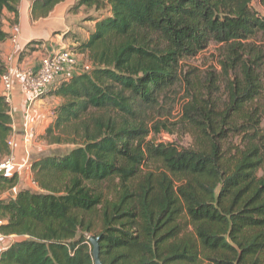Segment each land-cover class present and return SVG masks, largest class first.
<instances>
[{
	"label": "trees",
	"instance_id": "trees-1",
	"mask_svg": "<svg viewBox=\"0 0 264 264\" xmlns=\"http://www.w3.org/2000/svg\"><path fill=\"white\" fill-rule=\"evenodd\" d=\"M61 1L33 3L43 16ZM17 2L0 0V40L8 38L3 12L16 14ZM251 3L72 5L108 10L71 49L91 69L49 92L61 101L43 139L70 149L32 159L35 189L0 198V233L16 237L0 250V264H93L85 234L97 228L102 264H264V17ZM211 42L222 45L221 72L202 83L182 61ZM176 84L188 98L186 148L150 139L168 128L149 111ZM11 123L0 95V160ZM17 182L0 175V195Z\"/></svg>",
	"mask_w": 264,
	"mask_h": 264
},
{
	"label": "crops",
	"instance_id": "crops-1",
	"mask_svg": "<svg viewBox=\"0 0 264 264\" xmlns=\"http://www.w3.org/2000/svg\"><path fill=\"white\" fill-rule=\"evenodd\" d=\"M76 1L77 0L61 1L43 16L37 14L36 7L38 4L33 3L31 0H18L16 5V14L4 11L1 27L2 31L8 34L10 32V25L17 22L20 28V33L15 51L13 50V46L8 38L0 40V61L2 62V59L5 56L14 52V61L17 62L19 66L37 69L39 60L44 54L60 47L74 49L79 42L86 40L89 32L94 27L95 19L99 16H92L91 12H88V14L84 17V20L86 19V21L92 23L91 27L85 26V28H75L76 25L73 24L72 26L71 20L65 16L67 11L65 8H67L69 4L72 6V4ZM84 10H87L85 6H79L77 9L70 11V13L74 16H79ZM92 11H95V9L93 8ZM33 13H36V15H33ZM65 18L68 22L65 21ZM75 54L77 55L79 61L78 65L73 67L71 74L68 71H64V80L76 75L77 73H75V70H80V67L86 63L85 59L88 60L85 53L75 51ZM13 84L9 100V108L11 111L10 116L12 119V130L9 139L13 142L11 151L14 159L15 161L20 162L23 160L22 157L24 149L27 148L30 150L29 142L32 139V132H34L35 135L39 134L40 137L44 135L46 127L53 119L54 108L61 100L53 94L45 93L40 98L36 99L32 103H29V100L20 89L19 83L14 81ZM0 95H2L1 84ZM27 111L30 136L26 142L23 140L22 135L26 125L24 116L27 114ZM39 142L41 143L42 140H39ZM35 145L36 144L34 143V146ZM18 180L20 182H26L30 187H32L29 183L26 170L18 176ZM19 181L11 189L4 191L0 195V198H5V195L8 193L11 195V192V197H13L18 189L26 188L24 186H20ZM2 237L3 238L0 239V242L13 238V236ZM4 247L5 245L0 246V250Z\"/></svg>",
	"mask_w": 264,
	"mask_h": 264
},
{
	"label": "rangeland",
	"instance_id": "rangeland-1",
	"mask_svg": "<svg viewBox=\"0 0 264 264\" xmlns=\"http://www.w3.org/2000/svg\"><path fill=\"white\" fill-rule=\"evenodd\" d=\"M73 1V0H72ZM72 3V2H71ZM73 5V4H72ZM251 6L254 10L257 11V13L264 17V8L260 4L259 0H252ZM71 7V8H70ZM102 8L99 10L92 11L93 8H87V10H84L83 13L79 16H74L70 13V11L74 10L69 4L67 8H65L66 11V17H68L71 22L72 26L73 24L77 27H91L92 23L84 20L85 15L88 14V12H91L92 16H101L107 14V7L101 6ZM65 21L67 19L65 18ZM78 25V26H77ZM261 36L258 35L257 38L252 39L254 41L261 42ZM222 45L216 44L214 42H211L208 44V46L200 51L197 55L191 56L188 58H185L182 61L183 69L184 71L186 69L194 68L196 75H198L202 83L205 82V75L207 73L213 74V76L218 77V75L221 72V68L218 65V61L222 58ZM86 63L89 61L85 59ZM217 91V90H216ZM215 91V92H216ZM223 88L217 91V93L214 96L216 100H222L223 96ZM188 98L186 96V88L184 84H176L175 86L171 87L169 90L164 93L161 98L159 99V103L155 110L149 111V116L153 117L157 121H163L167 124L168 130H162L161 132L154 134L152 133L150 135V139L153 140L155 143L161 142V143H171L179 148H186L192 145L193 139L191 135L188 133L187 130H185L184 126H181V107L184 104L185 101H187ZM262 127L264 128V116L262 118L261 122ZM30 136V135H29ZM32 139L30 140V150H29V161L31 162L32 159L37 158L41 155L49 154V153H64L70 149V146L66 144H48L46 141L40 137V135H35L34 132H32ZM39 140H42L40 143ZM34 143L36 144L34 146ZM19 181V180H18ZM20 186L28 187L30 189H35L34 187H30L28 183L26 182H20ZM12 195V192H11ZM10 193L6 194V197L11 196ZM5 197V198H6ZM98 231V228L93 233H86L85 237L88 238L92 235H95ZM4 235L0 233V239H2ZM16 240V238L13 236L11 239L4 240L3 242H0V246L7 245L10 242ZM89 245L91 246L90 242Z\"/></svg>",
	"mask_w": 264,
	"mask_h": 264
},
{
	"label": "built area",
	"instance_id": "built-area-1",
	"mask_svg": "<svg viewBox=\"0 0 264 264\" xmlns=\"http://www.w3.org/2000/svg\"><path fill=\"white\" fill-rule=\"evenodd\" d=\"M31 1L34 2L38 0ZM19 33L20 28L18 23H12L10 25L8 39L10 40L14 51L17 48ZM78 62L79 61L75 52L67 47L54 49L51 52H48L41 56L37 69L19 66L17 62L14 61V52L5 56L2 59L3 71L2 73H0V84L2 86V95L5 97L8 103V107L10 93L13 89L14 81H17L19 83V87L29 100V103H32L45 93L52 92L57 86H59L60 83L64 80V71H68L71 74V70L73 69V67L78 65ZM91 67L92 64L88 61L80 67V70H75V73L79 74L85 71H89ZM10 112L11 111L9 108V114ZM24 117L26 125L23 130L22 138L27 142L30 135L28 128V111ZM7 144L10 151L5 158L0 160V175L8 177L16 174L17 176H19L23 171L26 170L30 185L32 187H36V184L31 177V172H29V149H24L22 157L23 160L19 162L15 161L11 151V147L13 146L12 140L8 138Z\"/></svg>",
	"mask_w": 264,
	"mask_h": 264
},
{
	"label": "water",
	"instance_id": "water-1",
	"mask_svg": "<svg viewBox=\"0 0 264 264\" xmlns=\"http://www.w3.org/2000/svg\"><path fill=\"white\" fill-rule=\"evenodd\" d=\"M88 241L90 242L91 247H92L93 264H102L99 259L98 237L95 235H92L88 237Z\"/></svg>",
	"mask_w": 264,
	"mask_h": 264
}]
</instances>
